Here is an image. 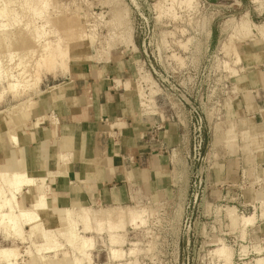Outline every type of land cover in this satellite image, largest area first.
I'll use <instances>...</instances> for the list:
<instances>
[{
	"label": "rangeland",
	"instance_id": "obj_1",
	"mask_svg": "<svg viewBox=\"0 0 264 264\" xmlns=\"http://www.w3.org/2000/svg\"><path fill=\"white\" fill-rule=\"evenodd\" d=\"M13 1L17 14L10 9L0 18V126L33 113L41 99L53 91L50 87L65 77L92 65L126 59L133 68L132 83L144 112L177 113L179 94H184L204 112L207 131L218 122H226L224 107L237 93L236 80L245 71L246 60H264V0H52L57 5H50L46 16L21 9L24 0ZM242 27L247 31L240 30ZM57 37L65 48L71 39L81 54L65 74L38 66L45 43ZM229 47L240 55L235 57L233 50L231 56ZM8 82L19 83L15 92L8 88ZM29 101H33L30 109L26 107ZM17 105H21L20 113ZM186 115L182 117L184 124ZM212 135L204 133L208 144L201 156L193 157L190 141L183 160L175 153L174 195L119 207L90 206L93 212L126 213L121 220L117 216L112 221L124 225L113 232L114 242L106 221L98 226L93 220L92 229L82 232L95 242L88 250L90 264H224L225 258L229 264H256L264 256V248L261 253L256 251L261 238L256 225L263 219L260 195L243 184L232 185L227 195L215 187ZM16 158L13 165L23 168L22 160ZM36 181L37 188H28L19 197L24 206L30 205L35 189L46 191L45 181ZM252 211L257 214L255 221L245 223L242 217ZM41 216L50 228L64 223L54 211H42ZM5 221L0 223V247H16V264L56 260L60 264H89L87 260L73 261V249L64 236L57 237L63 244L55 251L57 255L41 253L26 240L29 227H24L26 235L20 241L6 232ZM34 240L42 242L39 236ZM220 246L226 247V255L217 251ZM112 248L121 250V256L114 257ZM64 252H68L67 258ZM6 263L0 256V264Z\"/></svg>",
	"mask_w": 264,
	"mask_h": 264
},
{
	"label": "crops",
	"instance_id": "obj_2",
	"mask_svg": "<svg viewBox=\"0 0 264 264\" xmlns=\"http://www.w3.org/2000/svg\"><path fill=\"white\" fill-rule=\"evenodd\" d=\"M245 63L236 80L237 93L224 107L226 122L206 132L213 133L211 145L216 148L215 187L227 195L232 185L243 184L255 189L261 202L264 60L249 57ZM132 80L131 63L115 59L50 87L53 91L33 113L0 126V170L18 157L45 181V213L64 207L132 205L174 195L175 153L183 160L190 145V132L182 121L185 113L177 111L176 118L177 113L163 110L144 112ZM256 226L261 237L257 245L264 248V219Z\"/></svg>",
	"mask_w": 264,
	"mask_h": 264
},
{
	"label": "bare ground",
	"instance_id": "obj_3",
	"mask_svg": "<svg viewBox=\"0 0 264 264\" xmlns=\"http://www.w3.org/2000/svg\"><path fill=\"white\" fill-rule=\"evenodd\" d=\"M23 2H22L23 4L21 3V6H23L24 8H21V9H24V10H25V8L30 9V12H32L33 15H36V14L44 15L47 12V9H49L50 5H52L51 8L53 6L56 7V5H57L54 2H52V0H24ZM14 3H15V1H13V0H0V18L4 17L5 14H7L10 11V9L13 8ZM21 6H18V7H21ZM14 9H12V10H14ZM56 11H58V10H56ZM12 13H13V11H12ZM12 13L9 15H12ZM14 13H16L15 10H14ZM53 13H54V11H53ZM44 16H46V15H44ZM44 16H43V18L45 19ZM46 20H47V18L45 19V21ZM41 27H42V25H41ZM41 27H38V28H41ZM42 28H44V27H42ZM42 28H41V30H42ZM240 30L247 31L244 27H242V29H240ZM243 33L244 32H242V34ZM41 34H42V32H41ZM245 34H247V32ZM39 35H40V33H39ZM46 41H47V39H46ZM46 41H44V42H46ZM61 42H62L61 39L58 38L56 40L54 38V40H50V41L48 40L45 43V47H43L44 50H42L43 52H41V55H42V57H41L42 61L40 63L41 66L38 65L39 67H41V70L46 69V71H47L48 68H50L49 72L50 71L59 72L60 70H63V74H65L70 70L71 63H76L77 62L76 59H79L81 57V54L79 52L77 53L78 47H76L75 43L72 42L71 39H69L66 42V45H67L66 48L62 47ZM42 45H43V43H42ZM232 45H233V43H232ZM10 46L11 45L6 46L5 49L9 50ZM228 49L229 50L227 52L236 50L234 48H232L233 50H230V47ZM227 52H226V54H227ZM232 53L230 54L231 56H232ZM235 54H233V56L235 55V57L240 55L237 50H236ZM20 62H21V60L19 61V63ZM19 63H17V64L19 65ZM22 64L25 65V63H21L20 65L23 66ZM38 64H39V62H38ZM22 71H24V70H22ZM19 74L21 76V73H19ZM10 77H12V75ZM15 81H17V80L15 79ZM8 84H9V82H8ZM18 84L19 83H17V84L16 83H10L8 85V88L11 90V92H15L16 88L18 87ZM34 91H37V90H34ZM24 92H27V90L22 91V93H24ZM22 93H20V95H22ZM2 97L3 96L1 95L0 99ZM32 102H30L29 105H27V106L24 105V106H26L27 108L30 109V107H32ZM34 104H35V102H34ZM21 105H23V104H21ZM21 105H19V106L17 105L18 113H20L22 110V109L19 110ZM26 107L23 109L24 111L28 110V109H26ZM33 108H31V109H33ZM9 115H10V113H9ZM23 126H25V125H23ZM10 136L14 140V142L17 141L15 134L10 133ZM14 159H17V158L15 157ZM14 159H12V160L14 161ZM12 160H11V166L8 169H6L4 171H0V215H1L0 218H2V217L4 218V219L2 218L3 219L2 221L6 220L4 222L5 230L7 233H12L11 235L13 236L14 239L21 241L23 238V235L27 234L26 240H31L32 244H34L37 251H39L41 253L42 252H47V253L54 252V254L56 253L55 255H57L59 247L63 245L60 243V241L57 237L58 236H62V237L64 236V238L66 239L64 241H66L67 244L70 245L73 249V255H74L73 261L75 263H78L79 261L84 262V260H87L89 262V264L91 263L92 258H91V254L88 252V250L93 247L95 242L93 243L92 238L88 237L86 235H83L82 232L83 231L87 232V231L92 229V221L93 220L96 221L98 226H101L103 224V221H104V223H105V221L108 222V224L107 223H105V224L108 225V228L112 233L111 236H112L113 242L116 241V238H115L116 236L113 235V232L118 228L124 227V225L113 224L112 221H114V217H117V216L121 220L123 218V216L126 214V213L123 214L122 211H121L122 213L121 212L120 213L119 212L114 213L112 211L93 212V210L90 206H78V207H64L63 206L64 208H57L56 209V216L55 217L56 218H62L64 223L62 225H58L54 228H50V226H48L46 223L47 221L45 219H43V217L41 216L42 211H44L45 209L48 208L46 191L41 192V193L37 191V193H35L33 199L31 200L29 206H24L23 204H21V202L19 201V197L23 194V192L26 191L28 188L36 187V184H37L36 175H34L32 172L28 171L27 167L25 168V166L23 168H21L20 166L15 167L12 163ZM63 160H64V158H63ZM64 162H65V160L63 161V163ZM261 208H262L261 209L262 215L264 216V200H261ZM230 211H232V210H230ZM235 211H236V208H235ZM127 212L130 213V211H127ZM230 215L233 216L232 213H230ZM230 215H229V217H230ZM256 215H257L256 212H253L252 214H249L248 216H246V214H245V216H243L242 219L245 223H251V222L255 221V219L257 217ZM138 217H139V215H138ZM239 219H241V218H239ZM2 221L0 219V223ZM231 221L233 222V220H231ZM115 222H117V221H115ZM122 222L125 223V221H121V224H123ZM79 224H82L81 226H83V229L80 230V228L78 227ZM24 227L30 228L28 230V232H26V234H25ZM36 236H39L42 239V242L40 244L35 243L34 237H36ZM222 240L223 239H221V241ZM224 241L225 240H223V242ZM222 245H223V243H222ZM62 248H63V246H62ZM225 248H226L225 246H220L217 249V251H221L225 254V251H224ZM16 251L18 252V250H16V247H0V253H1L0 256H2L3 262H4V260H6L7 261L6 264H16L17 263L16 262V259H17L16 258V256H17ZM55 251H57V252H55ZM242 251L244 252L245 250H242ZM256 251L261 253L262 248H257ZM114 252L116 253V255H114V257L115 256H121V254H122L121 250L112 248V253H114ZM67 253L68 252H64V254H63L64 256H66V258H67ZM77 253L79 254L78 256L76 255ZM18 255H19V253H18ZM231 255H232V253H230L229 256H231ZM228 259L225 258L226 263L224 261V264L231 263V262H229L230 260L228 261ZM56 261H58V260H56ZM56 261L46 262V264H60L59 262H56ZM256 264H264V256H260L257 259Z\"/></svg>",
	"mask_w": 264,
	"mask_h": 264
},
{
	"label": "built area",
	"instance_id": "obj_4",
	"mask_svg": "<svg viewBox=\"0 0 264 264\" xmlns=\"http://www.w3.org/2000/svg\"><path fill=\"white\" fill-rule=\"evenodd\" d=\"M178 101V113L187 114L186 127L190 132L191 151L193 157L196 158L197 155L201 156L203 154L208 144L204 136V133H206V117L204 112L198 109L184 94H179ZM175 116L176 118L179 117L178 114H175Z\"/></svg>",
	"mask_w": 264,
	"mask_h": 264
}]
</instances>
